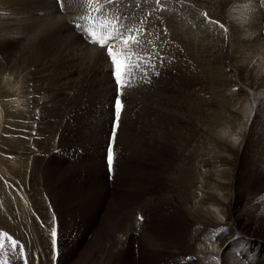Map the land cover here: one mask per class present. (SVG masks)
Instances as JSON below:
<instances>
[{
	"label": "rangeland",
	"instance_id": "obj_1",
	"mask_svg": "<svg viewBox=\"0 0 264 264\" xmlns=\"http://www.w3.org/2000/svg\"><path fill=\"white\" fill-rule=\"evenodd\" d=\"M257 1L264 17V3ZM245 6L246 0H234L226 13L216 14L215 124L225 125L232 137L225 147H215L212 159L219 168L216 177L221 180L229 177L231 167L224 163V156L229 146L235 149L239 145L237 134L246 125L245 144L238 160L239 201L234 217L247 231L242 228L244 234L236 238L237 230L224 217L226 208H207L212 204L209 199L203 209L210 213L215 210L224 218L219 215L217 219H206L210 214L203 211V215L194 217L188 211L191 203L186 206L185 180L189 172L199 171L197 161L200 156L205 158L207 145L201 154L188 152L194 144L193 129L201 111L197 101L207 97L203 95L208 91L192 71L187 57L176 46L172 52L165 40L159 55L149 48L156 70L146 76L152 82L150 85L161 83V86L147 89L140 81L139 86L130 88L128 108L136 99L134 112L130 109L134 114L127 124L125 117L121 127L113 179H106L104 159L100 156H104L114 84L112 88L110 77V82L104 80L102 70H97L98 65L89 60L79 70L66 69L67 73L52 86L53 97L33 117L22 143L25 157L11 164L19 166L8 170L5 160L0 158L1 176L7 180L22 176L42 204L39 220L43 235L52 232L54 239L59 234L55 251L59 254L52 264H256L258 255L253 248L260 242L249 234L256 225H264V64L259 61L264 59V29L258 32L261 26L255 21L256 33L252 34L255 42L245 41ZM79 7H85V3H74V9ZM115 10L111 8L105 15L99 5L90 13L87 10L82 13L112 21ZM136 16L140 18V14ZM128 25L129 32L131 25ZM146 49L141 47L139 51ZM139 51L136 55H140ZM164 59L166 72L162 80L157 76L161 72L157 64ZM232 65L235 69L230 68ZM71 79L76 80L75 86ZM229 102L240 104L227 117L219 108ZM227 109L223 112L228 113ZM204 113L202 110L201 115ZM4 120L5 117H0V149L6 146L8 149L9 145ZM88 143H92L89 154L84 152ZM77 151L82 152L80 158L75 156ZM71 153L74 155L70 156ZM184 158L189 170L180 168ZM198 184L194 187L201 190ZM203 190L213 194L216 184H204ZM11 236L16 241V250L24 248L27 264L46 263L44 257L36 254L40 260L37 263L27 242L23 244ZM12 252L8 255L14 256ZM0 263L20 264V261L0 254Z\"/></svg>",
	"mask_w": 264,
	"mask_h": 264
},
{
	"label": "bare ground",
	"instance_id": "obj_2",
	"mask_svg": "<svg viewBox=\"0 0 264 264\" xmlns=\"http://www.w3.org/2000/svg\"><path fill=\"white\" fill-rule=\"evenodd\" d=\"M82 1L62 0L61 5H58L55 0H0V117H5V133L9 144L8 149H6L7 146L6 148L0 149V158L5 160V167H7L8 170H13L19 166L11 165L15 164L13 160H22L23 157H25L23 154L22 143L26 139L30 127L33 124V117L37 116L45 101L48 98L53 97L54 93L51 88L58 79L61 78L63 73L66 72V69L74 67L76 70H79L82 64L89 60L94 66L96 64L98 65L97 70H102L104 80L110 82L111 77L108 71L110 65L104 55V50L96 47L94 44H89L81 34L77 33V29L73 27V24L80 18L84 17L82 12L86 10L90 13L91 11H94V9H98L100 5L104 12L103 14L107 15L108 10L113 8L116 9V12L113 13L115 15L112 19L113 24H116L119 27L123 26L127 32V27H129L128 24L131 25V30L128 32V38H130L129 43L133 40L135 45V55L141 47L148 48L142 51L143 65L146 70L145 76L151 71V68L146 64L147 59L152 64L156 62L153 59L152 52L149 48L152 47L153 51L158 54L162 49L163 42L167 40L166 42L169 43V48L172 52H174L176 46L179 53L182 56L187 57L190 66L192 67V71L194 70L195 75H197L198 79L207 88L208 92L203 96H208L202 98L201 102L197 101L199 107H201V111L198 113L199 117H197L196 126L193 129L192 138L194 144L190 147L188 152L190 155L195 152L201 154V151L203 153L202 148L207 145V154L205 155V158L200 156L197 161L199 171H186L189 172V177L185 180L187 185L185 193L188 199L186 201V206H189L191 203L188 211L194 217L203 215V212H205V215L210 214V216L206 215L205 218L211 220L215 219L220 214L215 213V210L214 212L212 211V213H210L211 211H205L203 209L205 200L209 199L212 203L207 206V208L215 206V208L217 207V209H220V206H223V208H226V213L223 212L224 217H226L228 220L227 222H229L230 225L232 224L237 230L236 238L240 237L241 233L244 234L243 230L247 231V228L238 223L236 217H234V213L236 212V209H238L236 208V204H238L239 201L236 195V192L238 191H236V176L238 173L239 156L242 153L245 144V124V127L240 129L237 134V136H240L239 145L235 147V149L229 146V152L224 156V163L231 167L228 173L230 176L225 179L223 178V180H221L222 178L218 179L216 175L219 172V168L216 167L215 162L212 159V157H214L213 154L215 153V147L219 145L225 147L227 144L226 142H229L228 139L232 137V134L227 133L228 130L225 125L220 127V125L215 124L216 108L214 109V106L216 105L217 99L215 93L217 76L216 14L219 12L226 13L234 0ZM78 2L81 4L85 3V7H79V10L74 9V3L77 4ZM260 2L262 5L264 0H261ZM258 3L257 0H246V9L243 7L247 23L245 31L247 34L245 41L247 43L255 42V38H253L252 35L253 33H256L255 21H258V24L261 26L258 32L264 29V17L262 16V9H259L258 7ZM136 14H140V18L137 17ZM94 15L95 14L89 16L92 17ZM248 15L252 17L249 19ZM95 17L97 16L95 15ZM100 17L104 18L103 16ZM232 50L234 49H231V52ZM260 58L261 57L258 59ZM159 61L160 59L158 62ZM259 61L264 64V59ZM157 67L161 70L157 76H161V79L163 80L166 72L165 59L163 62L158 63ZM230 68L235 69V66L232 65ZM193 76L194 75H192V77ZM65 80L67 79L65 78ZM149 81L150 83L146 84L148 86L147 89H155L161 86V83L157 86L150 85L152 82L151 80ZM71 82L73 83V86H75L76 80L71 79ZM62 85L64 84L62 83ZM111 85L113 88V82ZM136 86H139V83ZM129 93L130 89H126L123 97L124 106L120 117V126L116 138V148L117 143L119 142V135L124 118L126 117L124 123L127 124V121L132 119L131 115L134 114L130 112V109L134 112L136 99L132 100L129 109L128 99L132 97ZM68 95L69 94H67V96ZM238 104H240V102L233 105L230 104V102L224 104L223 109L228 107V113L223 112L222 108L219 109L225 116L229 117L228 115L236 112L234 107H237ZM202 110H205L203 115H201ZM234 125L235 124L232 126L235 127ZM91 144L92 143H88L84 146V152L88 151L89 154V147ZM16 145H18V148ZM25 153H27V151ZM75 156L80 158V153ZM100 157L104 159L103 154ZM185 159L187 158H184L180 168L183 167L184 170H189ZM17 171V173L20 172L19 169ZM104 172L105 176H107L106 170H104ZM2 174L3 173H0V230L6 235L15 236L18 241L23 244L27 242L30 254L36 258L35 261L37 263L40 260L36 254H38L40 258L44 257L46 260V263L44 264H52V259L53 262L56 260L54 255L56 252L54 251L53 245L54 239L52 232L47 233V235L46 233L44 235L42 233L39 220V213L43 207L42 204L37 196L32 194L33 188L29 187L28 183H26L27 181L21 179L22 176L19 177L17 175L13 180H7L1 176ZM198 180L199 182H197ZM193 182H195V184L199 183L198 185L202 187L201 190L194 187L195 184ZM209 183L216 184V192H213V194L203 190V185ZM199 196H202L204 199L202 198L200 201ZM204 208L206 207L204 206ZM220 217L224 218L221 215ZM251 230L249 236L252 235V237L257 238L260 242H257L256 246L253 248L258 255L255 258V262L256 264H264V225L260 223ZM57 236L59 241V234ZM41 243H43L42 246ZM57 247L58 242L56 250Z\"/></svg>",
	"mask_w": 264,
	"mask_h": 264
},
{
	"label": "snow or ice",
	"instance_id": "obj_3",
	"mask_svg": "<svg viewBox=\"0 0 264 264\" xmlns=\"http://www.w3.org/2000/svg\"><path fill=\"white\" fill-rule=\"evenodd\" d=\"M124 43H128V41L127 40H125L124 41ZM119 106H120V101L119 100H117L116 101V112H115V115H116V117H119V115H120V112H119ZM108 163L111 165L112 164V157H111V153L109 154V157H108ZM54 235H55V233H54Z\"/></svg>",
	"mask_w": 264,
	"mask_h": 264
}]
</instances>
